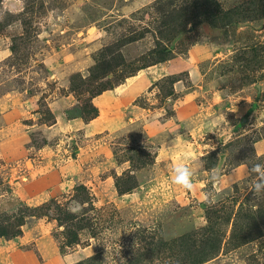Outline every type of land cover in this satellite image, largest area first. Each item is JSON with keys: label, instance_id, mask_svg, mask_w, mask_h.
I'll use <instances>...</instances> for the list:
<instances>
[{"label": "rangeland", "instance_id": "374dc122", "mask_svg": "<svg viewBox=\"0 0 264 264\" xmlns=\"http://www.w3.org/2000/svg\"><path fill=\"white\" fill-rule=\"evenodd\" d=\"M257 163L264 0H0V264H264Z\"/></svg>", "mask_w": 264, "mask_h": 264}, {"label": "clouds", "instance_id": "9594fccd", "mask_svg": "<svg viewBox=\"0 0 264 264\" xmlns=\"http://www.w3.org/2000/svg\"><path fill=\"white\" fill-rule=\"evenodd\" d=\"M193 170L184 163H178L173 167V178L172 182L175 185L180 186L186 191H193L195 185L193 183ZM249 174L251 175V181L249 184V192L252 193L254 200L264 198V163H257L249 169ZM222 177L220 176L219 169H213L211 172V181L214 184V191L207 192L203 196V200L209 206H213L217 203L220 194V183ZM86 206V205H85ZM70 211L79 210V205L77 208H71ZM92 254L94 255L93 251ZM82 255L79 253H69L63 258L64 264H81ZM107 262V257H106Z\"/></svg>", "mask_w": 264, "mask_h": 264}, {"label": "trees", "instance_id": "16d2710c", "mask_svg": "<svg viewBox=\"0 0 264 264\" xmlns=\"http://www.w3.org/2000/svg\"><path fill=\"white\" fill-rule=\"evenodd\" d=\"M212 11L209 13V21L213 24H216L217 21L216 20H213L215 17H216V13L219 12V10L217 9V5L215 4V2L212 4ZM232 13V12H231ZM227 14V13H226ZM226 14L224 13L223 15V18H226L228 19L227 22H230L232 19L231 17H227ZM165 57V56H163ZM165 58H159L156 60V62H161L162 60H165ZM101 66V63L97 64L95 66V69H93V71L97 70L98 68H100ZM134 71H131L130 74H132ZM208 226L207 228H205L208 232H209V236L205 235V234H202L203 237L202 238H199L196 239L195 241L194 240H191L193 234H189V235H185L183 236L181 239H180V243H182V246L185 245L184 247V251H185V254L187 253L186 255V260H187V263L186 264H200V263H203L205 261H207L208 259H210L214 253H215V249L216 247L218 246L219 242L221 241V234L219 233V231L212 227V223L208 222ZM206 232V231H205ZM75 240H72V243H76V239L77 238H74ZM198 240V242H197ZM196 243H198L196 245ZM167 246V245H171V243H167L165 241H161V247L162 246ZM135 262H138V259H134ZM90 263L88 264H92V259H90L89 261ZM81 264H87L86 262H83L81 261Z\"/></svg>", "mask_w": 264, "mask_h": 264}, {"label": "bare ground", "instance_id": "6f19581e", "mask_svg": "<svg viewBox=\"0 0 264 264\" xmlns=\"http://www.w3.org/2000/svg\"><path fill=\"white\" fill-rule=\"evenodd\" d=\"M139 72V71H138Z\"/></svg>", "mask_w": 264, "mask_h": 264}]
</instances>
